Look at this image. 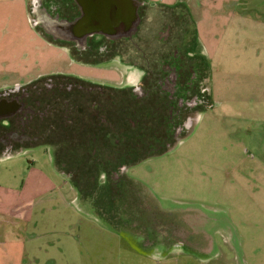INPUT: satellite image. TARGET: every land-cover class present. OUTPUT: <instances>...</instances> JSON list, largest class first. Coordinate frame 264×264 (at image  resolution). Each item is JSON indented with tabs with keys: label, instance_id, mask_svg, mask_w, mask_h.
<instances>
[{
	"label": "rangeland",
	"instance_id": "1",
	"mask_svg": "<svg viewBox=\"0 0 264 264\" xmlns=\"http://www.w3.org/2000/svg\"><path fill=\"white\" fill-rule=\"evenodd\" d=\"M189 4L209 61L212 104L165 152L126 168L132 181L118 227L54 171L47 145L0 154V209L16 208L25 219L2 215L17 224L6 237L14 252L27 242L24 264H264V0ZM148 12L143 23L152 33L159 14ZM51 72L116 75L80 68L34 29L26 2L0 0V79ZM42 174L54 189L36 182Z\"/></svg>",
	"mask_w": 264,
	"mask_h": 264
},
{
	"label": "flooded vegetation",
	"instance_id": "2",
	"mask_svg": "<svg viewBox=\"0 0 264 264\" xmlns=\"http://www.w3.org/2000/svg\"><path fill=\"white\" fill-rule=\"evenodd\" d=\"M139 1L133 33L83 38L74 28L63 40L31 20L44 10L72 21L83 13L82 0H25L43 38L65 47L80 68L105 67L116 75L51 72L25 81L0 79V154L47 145L66 179L94 187L71 182L77 192L96 196L111 187L127 192V167L189 131L212 104L209 61L197 42L190 0ZM153 7L160 26L151 33L143 22L151 20Z\"/></svg>",
	"mask_w": 264,
	"mask_h": 264
},
{
	"label": "water",
	"instance_id": "3",
	"mask_svg": "<svg viewBox=\"0 0 264 264\" xmlns=\"http://www.w3.org/2000/svg\"><path fill=\"white\" fill-rule=\"evenodd\" d=\"M139 4V0H82L79 5L83 13L72 21L52 16L44 10L40 17L31 21L33 26L63 40L74 28L83 38L94 33L120 37L136 30Z\"/></svg>",
	"mask_w": 264,
	"mask_h": 264
},
{
	"label": "crops",
	"instance_id": "4",
	"mask_svg": "<svg viewBox=\"0 0 264 264\" xmlns=\"http://www.w3.org/2000/svg\"><path fill=\"white\" fill-rule=\"evenodd\" d=\"M23 1V4L25 3V0H22ZM8 78V77H7ZM30 150V149H29ZM48 153L50 154V159L52 160V162H53V159H52V155H51V153H50V151H48ZM15 154H17V152H15V153H12V154H6V155H3L2 157H4V156H7V155H15ZM2 157H0V158H2ZM54 163V162H53ZM54 171L56 172V173H60L58 170H57V168H56V166H55V164H54ZM61 174V173H60ZM39 180H42V182H43V184L44 183H48V184H51L52 185V188H50V189H54V186L55 185H53V182H52V180L50 179V178H48V176H45V175H39L37 178H36V182H38ZM32 182H30V184H31ZM29 184V183H28ZM51 187V186H50ZM27 188V187H26ZM5 184L4 183H1L0 182V193H4V191H5ZM28 190H30L31 188H27ZM23 191H25L26 192V190H23ZM13 209V208H12ZM16 208H14L12 211H8V210H4V209H0V215H1V217H0V261H9L10 262V264H24L23 262H24V260L25 259H23V257L25 256V255H27V253L24 255V252L26 251V244H27V242L25 241L24 243H22V244H17V245H19V251L18 252H14V243H13V240L12 239H10V240H8L7 239V234H8V231L10 232V233H12V234H14L17 230H16V228H17V224L15 223V221H10V220H7V219H5L4 217H2V215H8V216H11V217H14V218H18V219H21V220H25V219H23L22 217H16ZM23 227V226H22ZM22 229V228H21ZM27 229H29V228H27ZM26 229V230H27ZM31 234H33V235H29L31 238L29 239V241L28 242H30L32 239L34 240V237H36V233H34V232H31ZM50 241V240H49ZM32 242V241H31ZM16 243H18V242H16ZM33 243V242H32ZM8 245V246H7ZM51 245V244H50ZM31 250V253H32V256H29L32 260L31 261H34V259H35V257H36V255H37V252H34L32 249H30ZM3 251L5 252V253H3ZM3 253V254H2ZM15 255H14V254ZM27 260V259H26ZM30 260V259H29ZM3 264H6V263H3Z\"/></svg>",
	"mask_w": 264,
	"mask_h": 264
},
{
	"label": "trees",
	"instance_id": "5",
	"mask_svg": "<svg viewBox=\"0 0 264 264\" xmlns=\"http://www.w3.org/2000/svg\"><path fill=\"white\" fill-rule=\"evenodd\" d=\"M168 148L163 147L158 149L156 152H152L151 154L147 155V157L161 154L165 152ZM134 161V160H133ZM134 163V162H132ZM74 186L81 187L84 184L88 186V188H92L90 185L91 183L88 182H77L75 180L71 181ZM95 183V182H94ZM94 187L91 189L93 191ZM91 192V191H90ZM80 196L85 199V198H93V206L94 209L96 210L97 214L101 215L102 218H104L111 226L113 227H118L119 225L117 224L118 216H120L123 212V207L128 204L127 201V192H118L114 187L109 188L103 193H100L99 195L94 196L90 194L84 195L80 193ZM97 200L101 205L97 204ZM132 198L129 199V202H132ZM134 204L136 202L134 201ZM133 202L132 204L129 205H134ZM122 205V206H121ZM136 206V205H135ZM121 208V209H120ZM126 212H129L126 210Z\"/></svg>",
	"mask_w": 264,
	"mask_h": 264
}]
</instances>
